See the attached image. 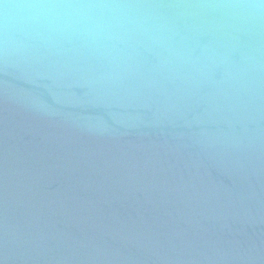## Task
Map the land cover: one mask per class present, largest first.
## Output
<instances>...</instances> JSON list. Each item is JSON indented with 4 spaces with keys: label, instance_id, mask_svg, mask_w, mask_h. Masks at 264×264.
I'll use <instances>...</instances> for the list:
<instances>
[{
    "label": "water",
    "instance_id": "obj_1",
    "mask_svg": "<svg viewBox=\"0 0 264 264\" xmlns=\"http://www.w3.org/2000/svg\"><path fill=\"white\" fill-rule=\"evenodd\" d=\"M0 264H264V0H0Z\"/></svg>",
    "mask_w": 264,
    "mask_h": 264
}]
</instances>
